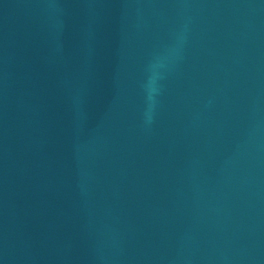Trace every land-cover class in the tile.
I'll return each mask as SVG.
<instances>
[{"label":"water","instance_id":"1","mask_svg":"<svg viewBox=\"0 0 264 264\" xmlns=\"http://www.w3.org/2000/svg\"><path fill=\"white\" fill-rule=\"evenodd\" d=\"M0 264H264V0H0Z\"/></svg>","mask_w":264,"mask_h":264},{"label":"clouds","instance_id":"2","mask_svg":"<svg viewBox=\"0 0 264 264\" xmlns=\"http://www.w3.org/2000/svg\"><path fill=\"white\" fill-rule=\"evenodd\" d=\"M166 57L164 56H158L155 58V60L153 62H151L148 66V80H147V84L148 85H152L156 82V80L159 78L160 73H159V69L163 68L164 62H165ZM155 92L154 88L149 87L148 89V99L151 101L153 99V93ZM149 122L151 117H148Z\"/></svg>","mask_w":264,"mask_h":264}]
</instances>
